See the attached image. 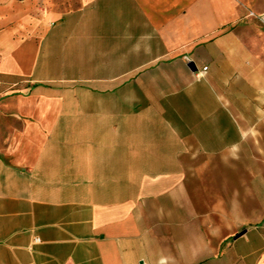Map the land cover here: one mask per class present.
Here are the masks:
<instances>
[{"label":"crops","instance_id":"1","mask_svg":"<svg viewBox=\"0 0 264 264\" xmlns=\"http://www.w3.org/2000/svg\"><path fill=\"white\" fill-rule=\"evenodd\" d=\"M17 2L0 264H264V0Z\"/></svg>","mask_w":264,"mask_h":264},{"label":"rangeland","instance_id":"2","mask_svg":"<svg viewBox=\"0 0 264 264\" xmlns=\"http://www.w3.org/2000/svg\"><path fill=\"white\" fill-rule=\"evenodd\" d=\"M18 0H0V25L10 23L15 14L24 11L20 5H18Z\"/></svg>","mask_w":264,"mask_h":264},{"label":"built area","instance_id":"3","mask_svg":"<svg viewBox=\"0 0 264 264\" xmlns=\"http://www.w3.org/2000/svg\"><path fill=\"white\" fill-rule=\"evenodd\" d=\"M250 15H253V14H250ZM258 20L259 22L264 25V14H261L259 17H258ZM206 70V68L202 69V73ZM202 73H199L198 76H200ZM0 91H1V82H0ZM35 243H38L39 240L38 239H35L34 240Z\"/></svg>","mask_w":264,"mask_h":264},{"label":"water","instance_id":"4","mask_svg":"<svg viewBox=\"0 0 264 264\" xmlns=\"http://www.w3.org/2000/svg\"><path fill=\"white\" fill-rule=\"evenodd\" d=\"M188 66H189V68H190L192 71L195 70L194 64H189ZM244 233H245V231L239 233V234L236 236V238H238L239 236L243 235Z\"/></svg>","mask_w":264,"mask_h":264}]
</instances>
